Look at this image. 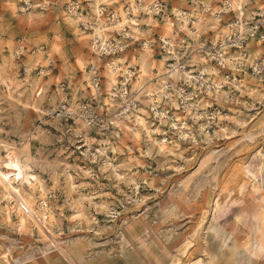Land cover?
<instances>
[{
	"label": "rangeland",
	"instance_id": "374dc122",
	"mask_svg": "<svg viewBox=\"0 0 264 264\" xmlns=\"http://www.w3.org/2000/svg\"><path fill=\"white\" fill-rule=\"evenodd\" d=\"M41 1L30 0L31 6L21 11L25 0H0V177L12 182L3 190L17 188L21 200L32 198L36 208L43 207L41 183L55 213L51 223L40 225L36 210L15 208L8 216L1 204L0 264H264V257L249 260L244 252L246 246L256 244L254 216L258 198L264 195V0H243L241 7L233 8H226L228 0H205L201 6L190 0H160L162 17L140 9L139 29L127 27L137 37L113 29L109 51L100 55L92 48L90 31L80 24L77 33L65 11L78 1L92 19L91 1L46 0L48 9L35 4ZM133 2L140 4V0L108 2L105 18L110 22L111 13L123 9L132 15ZM205 2L211 4L208 9ZM224 4L229 10L220 22L214 14ZM240 9L246 27L255 18L262 24L242 45L229 43L231 52L240 55L236 67L225 68L214 56L199 62V67H218L219 75L229 80L236 76L239 89L231 84L223 93L209 95L206 87L168 77L173 85L195 89L196 97L204 98L197 108L212 120L217 111L228 114L221 122L223 128L216 120L208 127L209 134L203 135L201 121L185 113L179 96L174 101L161 98L158 109L170 115L179 111L196 136V141L183 139L167 121L159 120L142 97L141 106L151 111L147 121L156 130L153 137L156 141L166 137L173 148L163 152L145 134L140 142L128 138L123 145V136L110 124L122 103L107 105L105 64L116 59L121 68L134 72L133 78L144 64L142 80L155 85L161 69L174 62L165 57L161 40L168 18L175 22L178 58L190 65L193 52L209 56L206 49H221L227 40L223 32ZM187 11L189 26L196 14L205 11L209 16L210 21L200 23L199 36L183 29L182 15ZM146 40L151 42L147 49ZM254 62L260 71H254ZM92 66L101 78L98 96L87 77ZM133 93L129 85L128 98ZM86 101L98 105L106 127H90L76 117ZM62 102L68 103L75 122L57 116ZM105 144L121 150L115 156L108 151L116 171L98 151ZM26 172L37 176L34 185L25 183ZM233 197L241 200L213 230V215L205 217V210L214 199L224 203Z\"/></svg>",
	"mask_w": 264,
	"mask_h": 264
},
{
	"label": "bare ground",
	"instance_id": "6f19581e",
	"mask_svg": "<svg viewBox=\"0 0 264 264\" xmlns=\"http://www.w3.org/2000/svg\"><path fill=\"white\" fill-rule=\"evenodd\" d=\"M25 1L27 5L21 6L20 8L21 11L26 10L27 7L31 6L30 0H25ZM110 1L112 0H92L91 4L93 5L92 10L94 13V17L92 19H89L87 17L88 15L86 16L84 14L85 10L81 7L80 2L78 1L77 3L73 2L72 4H69L68 8L65 9L68 16L67 19H69L72 22V24L74 25V30L77 33H79L80 31L79 28L80 24L83 25L86 31H90L88 32V36L90 37V40L92 42V48L94 49V52L98 51L99 55L104 51L106 52L109 51V46L112 44L109 35L111 34V31L113 29H117L118 32L123 33L127 37H130L132 35L137 37V35H135L136 32L132 30L134 28L139 29L138 28L139 24L137 23V21H139V12H140L139 10L144 8L143 10L146 11L150 9L154 11L153 7L156 4L155 0L154 1L140 0V4L137 2H133L131 9L132 15L128 10L125 9L119 10L114 13V15L112 16V20L109 22L105 18V11L108 6V2ZM242 1L243 0H228L226 8L228 7L233 8L235 5L241 7ZM35 4H38L40 7H42V9L43 8L48 9L50 6L49 1L46 0ZM205 4H206L204 5V7H206L205 9H208L211 5L208 4V2H205ZM204 12L205 11H203V13L196 14L197 16L195 15V20H193V24H191V26L188 25V20L191 19L190 13H188V11L186 13L183 12L184 13V14L182 13L183 14L182 20L184 21V23H182L183 29H187L188 32L192 33L194 37L199 36L200 23L205 22L207 20L210 21L209 16L205 15ZM31 13L32 12H30V15ZM219 16L220 15L218 13H215L214 19H217ZM243 17H245L244 12L242 9H240V12L238 14V19L243 20ZM230 25L231 23L229 22L228 28H225L223 32L225 36H230L234 32V30H231ZM128 26L131 27L132 30L130 31L127 30ZM239 30L240 29H236V31ZM176 35H177V31L175 29V22L171 18H168V26L165 29L164 33L162 34L161 40L163 41L162 45L165 48V57L174 58V62L169 65V69L166 68L167 66H164L161 69L162 72L158 75L157 82H155V85H149V83H144V79L142 80V77L144 76L143 73H145L146 70L144 64L139 67L140 68L139 72L136 74L134 78H133L134 72L129 67L121 68L120 62L117 61L116 59L106 63L104 66V72L102 77L104 78V91L108 95V97L106 98L107 105L109 107H113L115 105V102L117 101L122 103V107L119 110L120 111L119 114H117L116 116L110 119V124H112L114 128H116V130H118L117 133L120 137L123 136L124 138L123 145L125 146L127 145L126 139L130 138L132 140H135V142H140L142 134H145L146 137H148L150 140L155 141L163 152L166 151L168 152L173 148L172 146L169 145L166 137H163L159 141H156L155 138L153 137L154 135L153 133L156 130L151 129L149 125L150 123H148L147 121V118L151 114V111L148 110L145 106L143 107L141 106L140 100L142 99V97L148 99L150 103L149 104L150 109L153 110V112L155 111V114L160 118L159 120H161L162 122L167 121L178 132L179 137L186 140L191 139L196 141V136L192 131V129L189 127V124L187 123V119L184 118L185 116L177 110L174 113H172V115H170L169 112H165L163 109H158V102L161 98L174 101L172 99H176V96L177 97L179 96L183 100L184 103L183 110L185 111V113L192 115L194 117L193 119H195L196 121L198 122L201 121L199 125V131L203 135L209 134L208 127H210L212 123L216 122V120H219L218 122H216L218 126L223 128L221 122H223L229 117V116L227 117L228 114L226 115L223 114V112L221 111H217L218 115L217 116L213 115V119L215 118L216 120H212V118H210L211 115L207 114V112H200L201 108L200 109L197 108L198 105H196V103L200 102L201 100L203 101L204 98H201L199 96L196 97L197 92L195 89L186 90V88H184L183 86L173 85L170 83L168 77H174V78L182 77L183 80H185L186 82H188L193 86L206 87L207 89L205 92L208 93L209 95H211L212 93L214 94H219L221 92L223 93L225 91V86L231 84L235 85V87L239 89L240 86L237 85L238 83L236 76H233L232 79L229 80L228 77H226L225 75L224 76L219 75L218 67L211 66L210 68H208L207 65L199 67L200 65L199 62L204 63L209 60L208 58L214 56V59L216 57L217 63L219 65L225 68H232V67H236L235 63L239 61L240 55H238L237 53H232L229 44L225 42V40H223L221 49H215V51L209 49L205 50V52L209 56H207L204 53H200L196 51L193 52L190 57V62H191L190 65H188V63L186 65V63L185 64L182 63L178 58V52H177L178 42L177 39H175ZM150 43L151 42L149 40H146V42L144 43L145 46L144 48L147 49V46ZM121 46H124V44H121L120 47ZM144 58H146V56H144ZM256 63L257 62L253 63V67H254V71L256 70L258 72L261 70V67L258 66L259 64ZM81 65H83L82 62ZM196 66L198 67L195 68ZM166 70H169L168 72L169 75L167 74L168 75L167 77L165 76ZM94 73L95 70L93 67L91 68L90 73H88L87 77L89 79V84L90 87H92L94 95L98 96L99 92L95 88V84H94ZM129 85L131 86V90L134 91L133 95H131L130 98H128V94H127ZM59 92L60 94L64 93L62 88H59ZM175 105L178 108L180 107L177 102H175ZM86 142L88 143L89 139H87ZM9 145L13 146V144H9ZM90 147L91 144L88 143L86 150L89 151ZM118 147L119 146L111 147L105 144L102 147L98 148L99 153H102L107 157L106 159L108 164L111 165L115 171H116L115 168L116 166L115 164H113L111 160L112 155H109L108 151H110L111 154L115 156L119 151H121ZM119 175L121 174L118 173L117 176ZM36 180H37V176L34 173L26 172L24 174V181L28 185H34V182ZM6 183L11 184L12 182L8 180V182ZM6 183L5 181L2 180V177H0V189H1L0 205L3 203L5 204L3 208L5 210L4 212L7 213L8 216H11V212H13L12 210L15 208L17 210H22V209L24 210V208L26 209L28 207L30 209L29 213L33 212V210H36L37 213L35 215V219H37L40 225H46L47 223L52 222V219L54 218L55 209L52 207L50 196L45 194L44 187L41 183L39 184V188L40 191H43L44 194L42 199L40 200L43 205V207L41 208L35 207V204L31 200L32 198H29L28 202L21 200L20 192L17 190V188L15 190H8V191L3 190V188L5 187L4 184ZM240 200H241L240 198H234V197L224 203H220L218 199L213 200L210 209L209 208L206 209L205 210L206 212L204 213L205 217H209V218H210V213L211 215H213L212 222L213 224H215L214 227L212 228L213 230H218L219 226L217 223L219 218L225 215L229 211L231 206L237 204ZM258 201H259L258 209L254 216L255 219L254 230H255L256 244L250 248L249 246H246L244 250V252L248 253L249 258H251L249 260H252V258L254 257H264V195L260 196L258 198ZM29 203L30 206H27V204ZM235 230H236V226L230 232L231 233L230 235H233L235 233ZM230 235H228L229 236L228 238L232 237V236L230 237Z\"/></svg>",
	"mask_w": 264,
	"mask_h": 264
},
{
	"label": "built area",
	"instance_id": "2783aa9c",
	"mask_svg": "<svg viewBox=\"0 0 264 264\" xmlns=\"http://www.w3.org/2000/svg\"><path fill=\"white\" fill-rule=\"evenodd\" d=\"M87 1H91L92 0H87ZM156 4L153 7L154 11H152L154 13V15H158L159 17H162L164 15V3L160 0H155ZM205 0H203L201 2V0H190L191 4H197L199 3V6H201L204 3ZM207 1H211V0H207ZM77 3V1H74ZM225 6L222 5V7L217 8L218 11L217 13L220 15L219 17V21H222V17L223 14L225 13V11L229 10V9H224L223 7ZM67 8V7H66ZM129 6H127L126 9H128ZM108 10V9H107ZM114 15V11L111 13V17ZM237 19L235 21H230L231 25L230 28L231 30H234V32L230 35L226 37V41L228 44L229 43H235L236 45L240 46L242 44V42L246 41L248 38L250 37H254V35H256L259 31V28L261 26V21L260 19H256L253 22L252 25L247 26L245 24L246 20L245 17H243V20L238 19V16L236 17ZM229 23V22H228ZM236 29H240L242 31H236ZM230 45V44H229ZM111 53V52H110ZM109 53V54H110ZM100 77H98V75L95 73L94 74V84H95V88L99 91L100 89ZM56 114L58 117L64 119V120H72V122H75V118L80 117L83 119V121H85V123L90 126V127H94V128H104L107 126L106 123H104V119L102 118V116L99 114L98 112V105L93 102V101H86L80 104V109H79V114H75L70 110L68 103L66 102H62L58 108L56 109Z\"/></svg>",
	"mask_w": 264,
	"mask_h": 264
}]
</instances>
